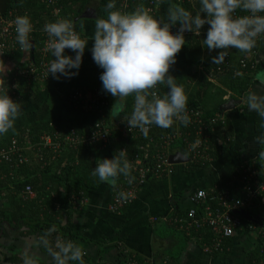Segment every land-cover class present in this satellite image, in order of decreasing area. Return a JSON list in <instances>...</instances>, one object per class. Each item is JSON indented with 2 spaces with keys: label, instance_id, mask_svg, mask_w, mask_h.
<instances>
[{
  "label": "clouds",
  "instance_id": "1",
  "mask_svg": "<svg viewBox=\"0 0 264 264\" xmlns=\"http://www.w3.org/2000/svg\"><path fill=\"white\" fill-rule=\"evenodd\" d=\"M197 3L194 12L182 6H169L165 20L143 8L121 12L116 10L115 0H108L107 15L96 19L90 50L93 62L103 70L99 76L101 89L116 98L111 108L114 118L122 114L126 98L134 97L130 114L123 118L130 130L138 129L147 135L151 125L166 129L174 122L183 126L190 123L186 92L169 73L177 53L186 43V31L198 36L202 27L208 25L202 47L209 52L220 50L211 57V63L216 65L225 61L230 49L247 54L255 47L257 38H264V0H197ZM237 10L246 14L237 15ZM176 24L179 28L174 33L170 29ZM14 31L17 44L28 52L33 32L30 17L16 16ZM42 31L47 34L46 48L53 57L47 66V76L51 74L58 80L78 75L89 40L81 38L69 19L47 22ZM65 49L74 55H66ZM4 72L5 66L0 70V136L12 129L22 114V104L8 95ZM157 85L166 86L163 96L153 91ZM245 99L247 110L259 117L262 130L253 142L264 146V93L252 88ZM259 155L264 157V151ZM131 171L126 151L120 149L111 158H98L90 174L116 188L121 177L128 184L133 182ZM55 231V227L50 228L39 238L40 246L50 257L49 264H84V253L78 244L58 237L50 239ZM21 264H38V259L25 251Z\"/></svg>",
  "mask_w": 264,
  "mask_h": 264
},
{
  "label": "crops",
  "instance_id": "2",
  "mask_svg": "<svg viewBox=\"0 0 264 264\" xmlns=\"http://www.w3.org/2000/svg\"><path fill=\"white\" fill-rule=\"evenodd\" d=\"M96 18H82L84 35L89 40L85 58H90L91 37L95 31ZM229 51L236 57V49ZM238 52L237 50L236 53ZM19 55L18 59L7 62V72L19 64L26 53L21 52ZM248 56L255 62L256 68L249 74L250 77L245 83L239 82L242 84L238 89L241 95L223 85L221 76V80L219 77L209 80L211 85L203 98L204 107L216 105L218 109L216 113L223 117L224 123L226 121L230 123L233 129L230 139L232 149L221 153L214 160L208 149L206 152L208 166L196 170H191L188 164L192 162L189 159L179 163L171 162L173 164L171 175L164 178L147 177L144 184L136 189L130 202L116 211L109 210L113 193L108 184L85 185L86 200L71 211L70 217L79 222L84 238L81 249L91 264H119L120 261L124 264L128 257L139 261L151 260L153 264H256V260L258 262L260 257L258 232L262 228L259 221L264 222L262 201L256 202L241 215L242 219L251 223L254 228L248 229L247 224L243 223L242 227L225 242L226 250L216 255L203 253L200 243L190 240L168 222L171 218L182 215L190 206L187 198L193 190L209 189L213 184L223 185L222 183L239 164L251 165L258 155L260 145L253 142V138L259 134L254 130L256 113L247 110L245 97L252 88L264 93V38L260 41V48L251 51ZM190 57L177 56L170 69L183 66ZM82 72L81 65L78 75L66 79L59 89L45 90L29 105L22 107V114L15 121L14 127L0 136V141L16 135L22 126L37 120L48 121L57 126H70L87 124L96 119V113H74L66 110L61 102V96L69 88L68 85L76 81ZM193 85L191 82V86ZM229 100H233L234 106L226 111L220 110L219 107ZM115 101L116 98L113 97L111 108ZM123 103L125 107L126 100ZM111 118L112 124L121 123L122 116L114 118L111 114ZM113 132L119 131L115 129ZM116 147L109 145L102 148L98 158H111L117 150ZM171 151L173 152L171 155L180 152L187 158L181 149ZM123 180L125 182V178ZM5 202L0 199V254L6 258L7 256L21 258L24 252L28 251L37 257L38 262L49 263L50 257L47 252L39 250L35 234H27V228L24 226L15 229L3 219L2 212L7 208ZM99 248L102 249L100 259L97 257ZM2 255L1 264H10L2 260Z\"/></svg>",
  "mask_w": 264,
  "mask_h": 264
},
{
  "label": "trees",
  "instance_id": "3",
  "mask_svg": "<svg viewBox=\"0 0 264 264\" xmlns=\"http://www.w3.org/2000/svg\"><path fill=\"white\" fill-rule=\"evenodd\" d=\"M107 2L108 0H59L57 6H61V19L71 20L75 31L81 36V38L87 40L83 31V19L81 14L86 8L92 7L97 12V18L104 17L107 15L108 11L105 7ZM169 6H182L186 10L194 12L198 7V3L197 0H162L161 10L155 16L163 17L166 20V10ZM10 8H14L19 15L26 14L29 16L34 24L35 31H37L43 24L55 21L53 17L47 15L48 10L42 0H0V13H3L6 9L8 10ZM115 8L119 11L124 9L123 11L125 13H129L133 11L135 5L131 1H128V5L123 7L121 5V0H115ZM237 14L243 15L246 13H241L237 10ZM207 28L208 25L205 24L198 36L191 32L186 35V43L182 46L176 57L179 55H190L191 57L187 59L183 66L169 69V73L174 76L177 84L182 85L186 92L188 97L187 110H199L202 114H200L202 121L213 116L218 110L216 105L210 106L209 108L203 106V98L211 85L206 75L209 74L212 69L214 72L212 73L213 77H219L218 79L221 80L220 77L223 76L221 83L228 87L232 92L234 91L237 95H241V91L238 90L239 86L248 80L250 77L249 74L255 70L256 64L250 68L251 64L247 62V73L241 76H233V70L238 67L239 59L244 58L252 60L248 54L251 51L258 50L261 41V38L257 39L255 47L247 54H240V51L236 53V50L235 57L234 54L229 51L227 57L231 68L223 72H217L219 65L212 64L211 57L217 55L220 50L209 52L207 48L202 47V40L205 38ZM39 37L40 36H38L37 33H33L31 38V41H33V49H30V53L35 60H37V52L41 45V38ZM92 43L93 41L91 42V46ZM85 52L86 48L82 57L81 65L83 72L81 76L72 84L68 85L69 88L61 96V102L65 109L78 114L82 112L80 110H74L72 106L68 104L69 94L81 88L91 89L93 87H101L99 76L103 71L93 62L91 50L89 51L90 58H85ZM19 53L21 52L16 50L14 52H9L5 57L0 58L2 69L4 66L7 68L6 65L8 61H13L15 58L18 59L20 57ZM65 54L70 56L74 55L69 49H65ZM49 57L53 59L51 54ZM258 66L260 67V65ZM13 69L14 68L9 72H7L6 69L5 73L9 75ZM64 81L66 80L63 77L58 80L53 79L51 74L41 81H22L20 84L21 98L18 102L22 104V107L27 106L39 93L45 90L54 91L59 89ZM240 81H242V84L239 83ZM191 82L194 83L193 86H191ZM155 89L159 96H163L167 92V88L164 85H157ZM231 97H233V95H231ZM109 100L108 106L103 107L100 113L97 114L96 119L87 124L57 126L54 123H49L44 120H37L25 124L20 128L16 135L5 137L0 141V150H6V147L9 146L11 138L13 137L18 142L25 143V145H27L26 142L28 141L32 147H35L39 144V138L43 133L53 135V132H55L54 127L57 128L59 132H67L70 128H74L84 134V131L90 129L96 121H104L105 123L112 125L111 98ZM204 102H206V100H204ZM133 103L134 97L129 96L126 98L125 107L120 115L122 116V119L130 114ZM151 127L152 128L147 135L136 134L135 136L130 135L124 137L119 132H113L109 145L117 146V149L125 148L129 154L136 152L139 146H146L148 147L147 154L150 157V155L155 153L159 148L161 136L168 132H174V126L166 129L155 125H151ZM193 127L195 128L197 125H193ZM206 127L205 134L209 136L208 144L213 160L217 159L221 153L232 149V142L230 139L232 137L233 129L229 122L226 121L224 124L219 123L214 125L206 124ZM183 128L184 127L182 126V129ZM254 130L257 133L262 131L259 128V117L256 114L254 116ZM150 137L153 138V142H149ZM102 148L103 145L100 142L90 145H79L76 151L65 148V150H62L63 152L60 156L58 158L56 157L54 160L51 159L50 153L45 149L40 150L38 153L34 152L32 149H23L22 154L25 160L22 158L20 159L13 154L10 156L9 160L0 161V199L4 200V202L6 201L5 205L7 203V208L2 212L3 219L7 221L9 225L12 224L15 229L24 226L27 228V234H35L41 252L45 253L46 251L40 246L39 238L47 232L48 229L53 227H55L56 231L52 233L50 239L58 237L62 240H70L81 247L84 238L81 234L79 222L70 217L71 211L80 206V203L78 202L79 200L86 198V186L101 183L91 176L90 173L96 166V160L98 159ZM168 149L170 151L181 149L185 154L190 155L187 150L182 148L180 140L174 141L169 145ZM261 151H264V146H260L258 155L251 165L239 164L222 184L229 187L233 185L231 186V190L238 189L241 184L233 181L231 177L235 175L239 178L242 175V169L257 167L262 164L263 158L259 155ZM192 163L188 164L190 165L191 170L204 168L209 164L206 163V160H199L198 162L194 161ZM123 179L124 178L121 177L118 180V186L116 188L111 187L113 197L117 196V194L125 188L126 184ZM26 185H30L32 188L34 193L32 198L24 199L21 196V192ZM61 194L64 195L61 196ZM242 221L243 223L251 224L243 219ZM13 222L15 224H13ZM259 222L264 231V222ZM212 255H216V253ZM1 257L4 262L21 264V258L15 256H7L6 258L4 255ZM97 257L99 259L102 257L101 248H99L97 252ZM83 261L84 264H91L85 253L83 255ZM150 262L152 261L150 260ZM121 263L122 261L119 262V264ZM38 264L43 263L38 262Z\"/></svg>",
  "mask_w": 264,
  "mask_h": 264
},
{
  "label": "built area",
  "instance_id": "4",
  "mask_svg": "<svg viewBox=\"0 0 264 264\" xmlns=\"http://www.w3.org/2000/svg\"><path fill=\"white\" fill-rule=\"evenodd\" d=\"M58 1L59 0H42L48 10L47 15L53 17L55 20L61 19V6H57ZM128 1L134 3L135 8L133 11L137 8H143L154 17L160 12L162 5V0H121V5L126 7ZM123 10L124 9H122L121 12H124ZM18 15L19 14L14 8L6 9L3 13H0V58L16 50L25 52L20 48L15 39L14 18ZM43 26L44 24L35 31L33 24V32L30 35V41L33 33H37L38 36H40L39 38H41V45L37 52V60H35V58L33 59L30 53L33 49V41H31V50L25 52L26 56L22 59L21 63L13 67L14 69L11 74L7 75V73L4 72L7 82L5 86H8V95L13 100L18 101L21 98L20 84L22 81H41L48 77L46 70L52 58L49 57L50 52L46 48L48 37L47 34L42 31ZM178 28L179 24H176L172 26L170 30L175 33ZM188 33L189 32L186 31L184 36L188 35ZM228 61L229 59L227 57L226 61L218 66L217 72H223L231 68ZM247 62L251 64L250 68L255 65L253 60L241 58L238 60V67L233 70V76L246 74ZM6 69L7 68H5V70ZM212 73L214 72L211 69L210 73L206 75L208 80L213 79ZM236 73H240V75H236ZM153 91L157 94L156 89ZM110 98L112 99L113 97L104 93L99 86L91 89L81 88L69 94L68 104L71 105L74 110H80L82 113L99 114L103 107L108 106ZM187 114L190 117V123L187 126H183L179 122H174L172 125L174 126V132H168L161 136L159 148L155 153L151 154L150 157L147 154L148 147L146 146H139L137 151L132 154H129L125 148H120L126 151L127 158L132 166L131 174L134 180L131 184H128L125 180L126 186L120 191V193L122 192L124 195L113 197L109 204V210L116 211L129 203L136 189L144 184L147 177L164 178L173 173V164L170 160L171 153L173 152L170 151L168 147L174 141H181L182 148L187 150L190 154H186L189 161L198 162L199 160L207 159L208 155L206 152L209 149V136L205 134L207 129L206 124H224V119L219 113H215L205 121H202V114L199 110L192 109L187 110ZM120 122V124L109 125L104 121H96L90 129L84 131V134L74 128H70L67 132H59L57 128L54 127L55 132H53V135L43 133L39 138V144L35 147H32L28 141L26 142L27 145H25V143L18 142L13 137L11 138L9 146L6 147V150H0V161L9 160L10 156L13 154L25 160L22 154L23 149H32L36 153L45 149L50 153L51 159L54 160L56 157L58 158L60 156L63 152L62 150H65V148L76 151L79 145H90L99 142L104 148L109 146L112 132L115 129L124 137L130 135L135 136L136 134L144 135L138 129L130 130L123 119ZM193 125H197V127L194 128ZM182 126L184 127L183 129ZM151 128L152 127L149 126L148 132ZM153 141V138L150 137L149 142ZM262 158V164L257 167L242 169L241 177L232 176L233 181L241 184L238 189L231 190V186L233 185L229 187L213 184L209 189L197 188L193 190L187 198L190 206L182 215L171 218L168 221L169 224L183 232L190 240L200 243L203 253L212 255L224 252L226 250V240L233 236L236 230L242 227V213L255 205L256 202H264V157ZM21 196L24 199H29L34 196L30 185L25 186L24 190L21 192ZM85 200L84 198L78 202L81 204L84 203ZM246 226L248 229L254 228L252 224H247ZM258 236L260 258L256 264H264L263 228L259 230ZM124 264L153 263L148 260L139 261L133 257H128Z\"/></svg>",
  "mask_w": 264,
  "mask_h": 264
},
{
  "label": "water",
  "instance_id": "5",
  "mask_svg": "<svg viewBox=\"0 0 264 264\" xmlns=\"http://www.w3.org/2000/svg\"><path fill=\"white\" fill-rule=\"evenodd\" d=\"M94 8L92 7H88L85 9V11L82 13L81 17L82 18H96V14L94 12ZM89 12H94V13H89ZM234 106V102L233 100H229L227 101L225 104L221 105L219 107L220 110L222 111H226L227 109H230L231 107ZM188 158H186L182 153L180 152H177L176 154H172L170 156V160L171 162L173 163H179V162H182V161H186Z\"/></svg>",
  "mask_w": 264,
  "mask_h": 264
},
{
  "label": "flooded vegetation",
  "instance_id": "6",
  "mask_svg": "<svg viewBox=\"0 0 264 264\" xmlns=\"http://www.w3.org/2000/svg\"><path fill=\"white\" fill-rule=\"evenodd\" d=\"M84 11H85V10H84ZM84 11H83V12H84ZM94 12H95V14L97 15V12H96V11H94ZM94 12H89V13H94ZM81 15H82V14H81Z\"/></svg>",
  "mask_w": 264,
  "mask_h": 264
}]
</instances>
